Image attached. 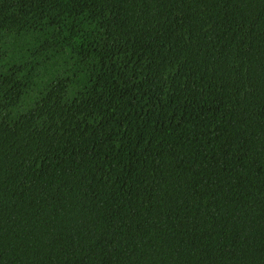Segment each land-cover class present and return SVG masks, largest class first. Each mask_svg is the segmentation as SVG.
<instances>
[{"label":"trees","instance_id":"obj_1","mask_svg":"<svg viewBox=\"0 0 264 264\" xmlns=\"http://www.w3.org/2000/svg\"><path fill=\"white\" fill-rule=\"evenodd\" d=\"M0 264H264V0H0Z\"/></svg>","mask_w":264,"mask_h":264}]
</instances>
